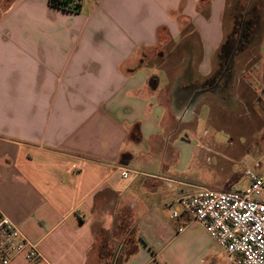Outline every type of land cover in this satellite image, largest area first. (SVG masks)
I'll list each match as a JSON object with an SVG mask.
<instances>
[{
  "label": "crops",
  "instance_id": "1",
  "mask_svg": "<svg viewBox=\"0 0 264 264\" xmlns=\"http://www.w3.org/2000/svg\"><path fill=\"white\" fill-rule=\"evenodd\" d=\"M48 1L13 0L0 13V213L40 254L11 264H105L97 212H115L99 223L107 231L125 206L135 241L114 238L109 264H219L217 242L175 209L186 191L174 185L186 183L170 169H180L181 125L204 95L229 91L230 0H84L79 12ZM260 84L264 106V41ZM120 168L180 185L147 178L137 191Z\"/></svg>",
  "mask_w": 264,
  "mask_h": 264
},
{
  "label": "rangeland",
  "instance_id": "2",
  "mask_svg": "<svg viewBox=\"0 0 264 264\" xmlns=\"http://www.w3.org/2000/svg\"><path fill=\"white\" fill-rule=\"evenodd\" d=\"M12 1L0 0V13ZM229 11L232 12L233 22L239 26L237 27L239 34L235 33L231 42L242 44L236 51L232 73L228 78L229 91L221 90L204 95L202 110L199 109V113L191 123L180 127L179 138L185 140L180 151L182 160L179 163L180 169H170L171 177H174L170 179H178L186 183L184 185L176 183L180 186L174 185L186 191L184 193L193 192L197 188H209L221 192L233 187L244 189L249 186L245 167L264 154V106L261 102L260 84L264 41V0H235L234 3L230 0L227 8L228 13ZM230 21L232 22L231 19ZM172 61L167 66L169 73L175 69L173 65L176 60L172 59ZM166 151L164 164L169 165L172 163L171 150L168 152L166 149ZM141 180L147 178L141 176L125 180L121 176L120 183L123 187H129ZM176 180L173 181L177 182ZM135 184L139 191L138 183ZM138 196L140 199L145 198L140 194ZM105 201L108 208V205L113 203V198L107 196ZM174 206L175 209L182 207L180 204ZM121 210L117 216L118 227L107 231L100 229L99 223L102 221V216L115 212L107 209L97 212L100 217L96 223L98 224L97 243L94 250L100 256L107 257L106 260H102L105 264H109L111 260L116 242L114 238L124 243L132 244L135 241V216L126 206ZM219 264H227L225 257L220 259Z\"/></svg>",
  "mask_w": 264,
  "mask_h": 264
},
{
  "label": "built area",
  "instance_id": "3",
  "mask_svg": "<svg viewBox=\"0 0 264 264\" xmlns=\"http://www.w3.org/2000/svg\"><path fill=\"white\" fill-rule=\"evenodd\" d=\"M84 0H73L71 7ZM125 180L144 176L160 180L167 186L175 183L161 175L120 168ZM249 186L217 191L197 188L182 193L178 203L192 222L201 224L222 249L227 264H264V156L245 167ZM184 185V184H183ZM178 216L177 212L173 213ZM17 256L28 262L40 258L35 244L20 228L0 213V264H11Z\"/></svg>",
  "mask_w": 264,
  "mask_h": 264
},
{
  "label": "trees",
  "instance_id": "4",
  "mask_svg": "<svg viewBox=\"0 0 264 264\" xmlns=\"http://www.w3.org/2000/svg\"><path fill=\"white\" fill-rule=\"evenodd\" d=\"M72 1L73 0H49L48 3H49L50 7L58 9V10H63V11H66V12H79L81 5L78 4L75 7H71L70 3ZM228 15L230 17L229 20L231 19L232 23L234 25V34L235 33L239 34V31L237 30V27H239V26L237 25L236 22H233L234 18H232V16H231L232 12L229 11ZM224 46H226V47H224L226 49L228 45L225 44Z\"/></svg>",
  "mask_w": 264,
  "mask_h": 264
},
{
  "label": "flooded vegetation",
  "instance_id": "5",
  "mask_svg": "<svg viewBox=\"0 0 264 264\" xmlns=\"http://www.w3.org/2000/svg\"><path fill=\"white\" fill-rule=\"evenodd\" d=\"M242 43L241 42H239V44H237L236 46H235V50L237 51L238 50V48L240 47V45H241ZM232 47L231 46H227V49H226V52L224 53L225 54V56H224V60H225V62H230V61H232V59L234 58V55L236 54V51H234L233 50V48L231 49ZM233 52H234V54H233ZM233 54V55H232ZM229 69H230V67L229 68H225V71L222 73V78H223V84L225 85V86H227L228 85V83H229V77H230V73H229Z\"/></svg>",
  "mask_w": 264,
  "mask_h": 264
}]
</instances>
